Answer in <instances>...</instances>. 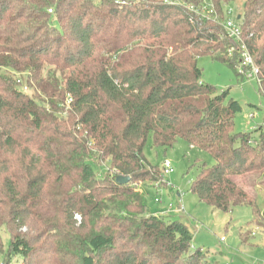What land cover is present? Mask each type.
I'll list each match as a JSON object with an SVG mask.
<instances>
[{
	"label": "trees",
	"instance_id": "16d2710c",
	"mask_svg": "<svg viewBox=\"0 0 264 264\" xmlns=\"http://www.w3.org/2000/svg\"><path fill=\"white\" fill-rule=\"evenodd\" d=\"M236 1L0 0L2 264H209L186 224L148 207L140 186L164 180L150 137L207 152L192 192L215 212L248 206L264 227L263 127L235 133L241 106L198 65L240 66L224 27ZM238 17L264 94V0Z\"/></svg>",
	"mask_w": 264,
	"mask_h": 264
},
{
	"label": "rangeland",
	"instance_id": "374dc122",
	"mask_svg": "<svg viewBox=\"0 0 264 264\" xmlns=\"http://www.w3.org/2000/svg\"><path fill=\"white\" fill-rule=\"evenodd\" d=\"M244 1L237 0L231 6L230 17L238 25ZM198 65L203 69L205 83L220 91L229 90V99L241 106L242 110L235 116V133H253L260 126L264 133V94L257 78L247 79L242 76L240 67L234 69L211 57L200 58ZM253 135L258 138L260 132ZM145 156L159 168L166 161H170L173 166V172L164 176V180L153 188L140 186L152 213L186 224L193 234V248L202 249L203 257L209 264H264V227L256 223L252 209L235 206L229 213L215 212L192 192L200 164L213 163L207 152L190 147L184 140H178L170 148H157L150 137ZM107 168L108 165L95 167V171L101 175ZM157 198L162 200V204L155 202ZM258 202L264 216V198L259 197ZM181 205L184 210H181ZM170 206L173 210L168 212ZM76 219L80 223V217ZM2 236L5 251L8 252L10 235L5 230ZM13 261L22 264L20 257ZM2 262L3 257L0 258V264Z\"/></svg>",
	"mask_w": 264,
	"mask_h": 264
},
{
	"label": "built area",
	"instance_id": "2783aa9c",
	"mask_svg": "<svg viewBox=\"0 0 264 264\" xmlns=\"http://www.w3.org/2000/svg\"><path fill=\"white\" fill-rule=\"evenodd\" d=\"M225 31L231 39H233L238 47V54L240 55V70L242 72V75L247 77V79H253L254 77L257 78L258 82L260 81V69L256 65L253 56L247 49L246 45L242 41V33L240 26L233 21L232 19H229L225 23ZM27 90V89H25ZM252 144H255L254 141L251 142ZM163 168V174L164 176L170 175L173 172V166L170 161H166L162 165ZM156 203L162 204V200L157 198L155 200ZM173 210V207L170 206V209L168 212H171ZM181 210H184V207L181 205Z\"/></svg>",
	"mask_w": 264,
	"mask_h": 264
},
{
	"label": "crops",
	"instance_id": "0c3cea01",
	"mask_svg": "<svg viewBox=\"0 0 264 264\" xmlns=\"http://www.w3.org/2000/svg\"><path fill=\"white\" fill-rule=\"evenodd\" d=\"M254 194L257 197V199H259V197H261V196H262V198H264V175L262 176L261 184L257 185V188L255 189Z\"/></svg>",
	"mask_w": 264,
	"mask_h": 264
},
{
	"label": "water",
	"instance_id": "95a60500",
	"mask_svg": "<svg viewBox=\"0 0 264 264\" xmlns=\"http://www.w3.org/2000/svg\"><path fill=\"white\" fill-rule=\"evenodd\" d=\"M130 181H131V179L129 177H122V176H120V177L117 178V182L120 185H127V184L130 183Z\"/></svg>",
	"mask_w": 264,
	"mask_h": 264
}]
</instances>
